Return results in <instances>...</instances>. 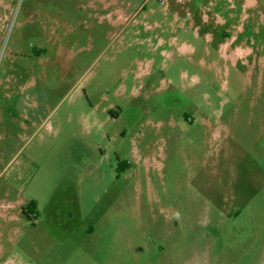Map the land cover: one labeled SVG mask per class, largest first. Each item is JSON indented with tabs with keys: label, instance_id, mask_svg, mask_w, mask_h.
Wrapping results in <instances>:
<instances>
[{
	"label": "rangeland",
	"instance_id": "rangeland-1",
	"mask_svg": "<svg viewBox=\"0 0 264 264\" xmlns=\"http://www.w3.org/2000/svg\"><path fill=\"white\" fill-rule=\"evenodd\" d=\"M20 167L39 225L0 264H264V0H0V187Z\"/></svg>",
	"mask_w": 264,
	"mask_h": 264
},
{
	"label": "crops",
	"instance_id": "crops-1",
	"mask_svg": "<svg viewBox=\"0 0 264 264\" xmlns=\"http://www.w3.org/2000/svg\"><path fill=\"white\" fill-rule=\"evenodd\" d=\"M14 172V176L5 180L0 187V229L8 225L7 221H15L23 229L28 230V227L35 230L39 225L37 224V217L39 216L37 210L32 212L30 219L24 212L25 207H29L33 200L32 196H28L24 190L32 182V179L26 177V174L23 175L26 170L21 167L15 169ZM23 184L26 185L21 188ZM79 206L77 193L54 192L43 210L47 220L42 227L46 235L52 240H59L62 232L72 227L80 216ZM33 216H36L35 219ZM23 222H25V226Z\"/></svg>",
	"mask_w": 264,
	"mask_h": 264
},
{
	"label": "trees",
	"instance_id": "trees-1",
	"mask_svg": "<svg viewBox=\"0 0 264 264\" xmlns=\"http://www.w3.org/2000/svg\"><path fill=\"white\" fill-rule=\"evenodd\" d=\"M34 205H35V203H32V204L30 205V207H33V208H34ZM24 211H25V209H24Z\"/></svg>",
	"mask_w": 264,
	"mask_h": 264
}]
</instances>
